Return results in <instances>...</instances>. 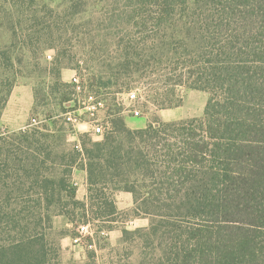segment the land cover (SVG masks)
Masks as SVG:
<instances>
[{"label":"trees","instance_id":"obj_1","mask_svg":"<svg viewBox=\"0 0 264 264\" xmlns=\"http://www.w3.org/2000/svg\"><path fill=\"white\" fill-rule=\"evenodd\" d=\"M114 4L106 19L124 25L115 49L123 61L106 79L77 75V83L63 82L61 45L44 48L56 53L51 95L62 105L88 96L95 100L85 107L105 101L111 127L83 135L81 152L72 144L54 159L53 139L63 135L49 139L29 129L0 140V264H60L62 238L56 239L52 218L65 217L73 229L91 225L95 235L111 232L121 214L117 192L129 193L130 211L149 220L144 229H122V249L135 247L137 264H264V0H197L187 19L188 0ZM94 7L69 0L64 17L79 19ZM7 20L0 21V31L17 28ZM12 47L0 48V117L20 76L12 72ZM106 53L112 57L110 49ZM147 67L159 85L147 96L152 104L176 108V88L201 91L208 95L203 116L126 127L119 106L99 96L137 90L114 89L112 77L139 72L145 78ZM60 121V131L73 134L65 117ZM18 143L36 146L34 154L16 158ZM76 170L86 173L81 201ZM91 256L86 254L87 262L92 258L87 264H95ZM130 256L128 251L105 264H132Z\"/></svg>","mask_w":264,"mask_h":264},{"label":"rangeland","instance_id":"obj_2","mask_svg":"<svg viewBox=\"0 0 264 264\" xmlns=\"http://www.w3.org/2000/svg\"><path fill=\"white\" fill-rule=\"evenodd\" d=\"M68 1L0 0V21L8 19L12 22L11 24L14 23L17 27L0 31V48L14 45V48L12 47L9 51L12 61L15 63L12 72L18 70L20 74L11 90L17 86L30 87L34 96V107L28 119V115L24 114L19 120L17 118L10 120L12 126L21 124V122L23 124L27 120L26 127L10 131L0 124V140L29 129L28 133L41 132L49 139L63 135L61 137L63 140L53 139L55 142L50 149L51 159L57 158L63 149L65 152L70 150L72 144L78 142L81 146L83 135L90 133L91 129V125H85L86 122L98 118L101 120L104 131H107L108 127H111L107 118L109 120L111 118L107 117L105 101H102L100 107H85L95 100L92 96H88L81 104L73 102L59 104L58 96L51 95L49 89L54 86V80L50 78L49 72L54 67L52 63L56 59V53L51 49L44 48L48 44L61 45L62 66L67 67L62 74V81L67 83L77 75H85V77L99 75L104 80L103 78L109 77L108 74L111 73L113 67L117 72V64L123 61L115 49L119 39L125 35L124 25H122L121 19H106V16L111 14L113 8L116 7L114 0H83L88 5L97 7L90 8L87 14L79 19L64 17V7ZM196 1L188 0L187 13L183 19H187V16L194 10ZM55 16L59 19H55ZM53 22L59 24L58 29H47L46 27ZM56 41H59L58 44ZM21 45H24L25 49H20ZM109 49L112 57L106 53ZM17 59L21 60L20 64ZM154 71V68L147 67L145 75H143L145 78H139L141 77L139 72L131 73L130 76L116 74L112 77L111 81L116 90L127 86L137 89L134 90L136 93L134 101L130 100L127 94H115L114 97L113 89L110 90L111 92L108 90V93L99 96V98L105 97L107 102L117 104L120 109L119 115L124 119L126 127L130 129H140L151 122H175L203 116L208 95L201 91L183 87L176 88V97L180 99V104L176 108L159 110L154 103L152 104L147 96L158 92L156 88H159L158 84H154L157 77V74H153ZM113 98L115 99L113 100ZM41 99H45V101ZM135 112L138 114L136 115ZM66 114L77 119L78 123L75 125V129L73 128V134L60 131L65 128L60 117H65ZM14 120L16 124H14ZM58 143L60 144L58 145ZM39 146H41V142H39ZM33 148L35 149L36 146H31L29 149L18 143L16 150L13 151L16 158L25 160L34 154L31 150ZM80 162H82L81 157L77 163ZM115 199L121 214L117 217L119 220L117 223L109 225L111 229H114L111 232L95 235V228L91 225H82L86 226L84 230L80 229L81 226L78 229H73L65 217L52 218V229L56 234V239L59 241L62 238L60 241L62 251L59 253L60 264L90 263L92 258L87 262L86 254L92 257V252H94L95 261L91 263L105 264L108 260H116L119 256H124V253L128 251H131L130 261L132 264H137V249L135 247L122 249V229L125 228L128 231L144 229L148 226L149 220L142 216L136 217L130 211L133 207L130 194L117 192ZM70 231L74 232L73 238ZM68 234L70 235L68 236ZM88 237L93 238L92 247L88 245ZM120 250H123V253L119 252Z\"/></svg>","mask_w":264,"mask_h":264},{"label":"crops","instance_id":"obj_3","mask_svg":"<svg viewBox=\"0 0 264 264\" xmlns=\"http://www.w3.org/2000/svg\"><path fill=\"white\" fill-rule=\"evenodd\" d=\"M33 104H34V96H33V91L30 87H25V86L15 87L12 90L8 102L6 103V106L2 111L0 117L1 126L4 128H8L10 131H17L25 128L27 125L26 123L27 120L23 124L21 122V124L19 123L14 126L10 125V120L15 118L19 120V118H21V116L24 114L28 115L27 116L28 119L29 114L32 111ZM21 107L23 108L22 111H21ZM14 124H16L15 120H14ZM79 171L80 170L74 171L72 178L76 187V198L78 200H83L86 196V173L85 171H81V173H79Z\"/></svg>","mask_w":264,"mask_h":264},{"label":"built area","instance_id":"obj_4","mask_svg":"<svg viewBox=\"0 0 264 264\" xmlns=\"http://www.w3.org/2000/svg\"><path fill=\"white\" fill-rule=\"evenodd\" d=\"M74 82H78V80H77V78L76 77H74L73 79H72ZM127 97L130 99V100H132V101H134L135 99H136V93L134 92V91H131V92H129V93H127ZM90 106H93V107H100V106H102V102H98L96 105H90ZM135 114L137 115L138 113L137 112H135ZM65 119H66V121L69 123V124H71L72 125V127L75 129V125L78 123L77 122V119L76 118H74V117H72V116H70V115H68V114H66V116H65ZM101 120L100 119H98V118H96V119H93V120H90L89 122H86L85 123V125H91L90 126V133H92V134H94V135H100V134H103V132H104V128H103V126L101 125V122H100ZM102 122H104V121H102ZM105 123V122H104ZM104 123H102L103 125H104ZM79 125V124H78ZM74 148L77 150V151H79V152H81V146H80V144L77 142L75 145H74ZM74 186H75V183H74ZM86 228V226H81L80 227V229L81 230H84Z\"/></svg>","mask_w":264,"mask_h":264}]
</instances>
